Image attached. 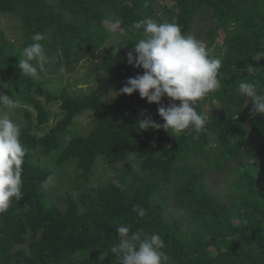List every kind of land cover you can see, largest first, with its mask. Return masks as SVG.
Wrapping results in <instances>:
<instances>
[{"label":"trees","instance_id":"obj_1","mask_svg":"<svg viewBox=\"0 0 264 264\" xmlns=\"http://www.w3.org/2000/svg\"><path fill=\"white\" fill-rule=\"evenodd\" d=\"M200 13L215 20L206 35L210 56L221 61L220 88L194 105L205 129L176 137L163 128L139 130L140 119L164 121L156 102L138 91L120 93L129 77L144 72L127 63L143 36L131 26L151 17L186 35ZM5 14L14 15L24 39L13 44L0 29V95L23 105L16 111L25 118L19 127L27 151L24 197L0 214V264H119L111 248L121 225L159 233L166 264H264V115L250 114L251 98L238 88L258 83L264 95V58L252 57L264 51V0H0ZM36 33L48 58L59 47L67 65L81 52L98 55L97 85L73 95L51 87L43 79L53 78L40 71L24 76L19 58ZM117 33L120 51L102 49ZM113 91L123 100L103 106ZM85 110L96 111L91 127L72 133ZM199 155L212 169L228 165L222 191L206 189L207 167L193 162ZM49 178L58 199L47 203L42 185Z\"/></svg>","mask_w":264,"mask_h":264},{"label":"clouds","instance_id":"obj_2","mask_svg":"<svg viewBox=\"0 0 264 264\" xmlns=\"http://www.w3.org/2000/svg\"><path fill=\"white\" fill-rule=\"evenodd\" d=\"M143 29V36L127 53V63L143 68V74L129 77L120 93L131 95L138 91L148 103L156 102L158 115L164 123L152 119L138 120V129L163 128L174 136L205 129L206 119L199 114L194 105L209 93L220 88L218 73L219 59L210 56L205 42L182 33L179 25L157 22L151 17L141 19L131 26ZM34 43L23 49L19 58V71L27 77L37 78L38 70L44 71L49 58L40 43L43 34L36 33L31 38ZM259 61L264 51L252 56ZM258 83L241 82L238 85L242 96L251 98L250 114L264 115V95L259 94ZM168 97L170 104L164 106L162 98ZM175 101H180L179 105ZM0 104L15 107L8 95H0ZM21 128L8 115H0V214L6 212L13 199H23L22 165L26 148L20 142ZM51 178H49L50 180ZM139 217L147 210L134 205ZM118 244L111 248L119 264H166L167 256L163 249L164 240L156 232L147 233L142 229L132 231L130 226L116 228Z\"/></svg>","mask_w":264,"mask_h":264},{"label":"rangeland","instance_id":"obj_3","mask_svg":"<svg viewBox=\"0 0 264 264\" xmlns=\"http://www.w3.org/2000/svg\"><path fill=\"white\" fill-rule=\"evenodd\" d=\"M12 14L0 15V29L5 31L6 38L13 44L22 43L24 37L17 26L16 18L12 17ZM215 20H211L206 14H199L198 20L196 21L195 26L187 32L186 35H191L198 40H201L206 43L207 48L212 50V44L208 36L206 35L209 31H212L215 28ZM124 42L121 39V33L113 34L112 37L107 40L102 49L104 50H117L122 48ZM123 51V50H121ZM54 55L49 58V62L45 65L44 71H40L43 76L53 78L52 80L43 79L48 81L49 85L54 89H57L58 92H65L67 94L81 95L88 93L92 87L98 83L99 71L96 67L98 61V55L89 56L86 52H81L78 61H73L70 65L66 64L65 58L61 53L59 47L55 48ZM39 71V70H38ZM2 70L0 66V75H2ZM1 79V77H0ZM62 81V85L59 84ZM47 84V86L49 87ZM118 100H123L121 94L116 92H111L109 95L105 96L102 100V105H110L115 103ZM15 107H0V115H8L17 125H25V118L22 113H17L16 108L23 106L19 102H14ZM28 106V104H26ZM30 107V106H29ZM56 107L55 103H52V108ZM31 109V108H29ZM96 113L95 110H85L82 111L77 117L72 127L73 131L86 133V131L91 127V117ZM53 156V153L41 157V163L44 165L46 161ZM53 158V157H52ZM193 162L197 165H202L207 167V173L204 177V182L206 189L210 192H215L217 190L222 191L227 179L228 174V165L223 169H212L210 167V161L205 159L203 156L199 155L197 158L193 159ZM114 178V177H113ZM97 184V181L94 182V185ZM54 181L51 179L49 182L42 185V193L45 197L46 202H55L58 199L57 191L54 190ZM224 199V198H223ZM226 200V199H224ZM178 219L182 221L185 215H182V212L178 213Z\"/></svg>","mask_w":264,"mask_h":264}]
</instances>
